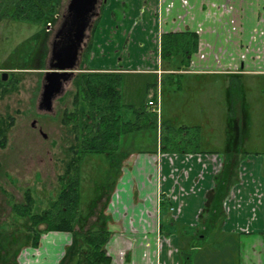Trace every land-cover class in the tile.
<instances>
[{
    "label": "crops",
    "instance_id": "crops-1",
    "mask_svg": "<svg viewBox=\"0 0 264 264\" xmlns=\"http://www.w3.org/2000/svg\"><path fill=\"white\" fill-rule=\"evenodd\" d=\"M115 1L119 3L113 6L123 10L122 18L104 13L87 67L155 75L157 84L149 86L148 92L158 100L160 123L163 117L168 125L173 123L172 110L179 100L170 96L168 103L174 105L165 112L162 82L179 84L183 75H221L225 93L230 74L264 76V0ZM110 29L118 42L109 38ZM172 31L196 32L199 37L187 67L173 69L161 59V33ZM159 128L160 124L158 138ZM249 139L250 131L243 142L247 154L239 161L236 180L214 222H208L211 211L205 207L214 176L223 167L225 141L222 150L200 144L199 153L162 152L158 145L129 152L106 208L110 234L105 249L110 264H180V234L173 231L177 226L185 232L195 229L191 243L196 248L203 238L200 234L213 229L226 234H264V156L259 150H247ZM49 232L38 247L19 253L18 264L60 263L72 235ZM253 238L257 239H248L249 255L244 249L240 253L241 264H264V238ZM184 258L190 262L187 255Z\"/></svg>",
    "mask_w": 264,
    "mask_h": 264
},
{
    "label": "rangeland",
    "instance_id": "rangeland-1",
    "mask_svg": "<svg viewBox=\"0 0 264 264\" xmlns=\"http://www.w3.org/2000/svg\"><path fill=\"white\" fill-rule=\"evenodd\" d=\"M12 1L6 5V16L0 19V68L2 69L0 79L2 71L7 72L4 84L0 85V118H6V115L13 117L6 142L0 147V187L2 189L0 190V227H3L5 231L23 232V227L16 226L22 221L12 216L10 205L15 200H22V195L27 189L36 199L34 209L38 211L48 207L56 198L59 188L58 176L62 173V165L66 159L65 128L61 123L62 113L64 109L72 108L71 101L74 91L72 80L86 69L82 70L80 66L74 77L65 84L64 92L53 100L52 111L39 110L37 104L44 82V71L48 64L50 45L69 0H61L58 11L56 10L54 14L49 9H45L42 19L36 22L9 16L15 4V0ZM105 1L106 4H104ZM114 3L119 2L99 0L96 9L98 15L93 17L91 29L96 19L99 18L101 21L105 18L104 13L114 11L118 19L122 18L123 10L113 6ZM53 17L54 20H52ZM111 17H113L112 13ZM91 29L87 31V43L81 54V62L85 49L91 41ZM45 33L47 37L43 44ZM109 38L115 43L118 42L112 29H110ZM43 45L46 48V57L42 64ZM178 59V57H172L169 60V66L173 69L178 68ZM36 67L42 69L31 70ZM22 68L26 70L10 72L11 69ZM241 81L250 123L248 131L252 135L246 148L251 152L259 150L260 155L264 156V76L248 75L241 77ZM149 82L157 84L156 76L146 72L124 75L121 85L123 104L145 109L148 99L152 98V92L149 94L147 90ZM162 83V104L166 113L174 105L170 106L168 103L170 96L179 99L177 106L175 105L172 110L175 118L172 120L173 126H197L198 130H193V132L197 134L204 148L222 150L227 116V99L223 90L224 78L221 75H183L179 84L171 85L166 81ZM131 107L123 106L119 111L126 120L133 116ZM156 118L160 123L159 112ZM33 120L35 127L31 125ZM165 120L163 117V122H166ZM130 135L131 139L127 142L125 149H122L123 153L113 156L114 162L108 182L113 183L120 166L118 160L127 152L142 148L153 149L159 146L158 126L141 129ZM89 169V166L85 167L86 171ZM86 182L88 184V181ZM38 227L44 229L45 225L41 224ZM194 230L190 227L185 232L178 226L173 229L174 232L180 234L178 235V247L181 251L180 264H241V251L244 249L247 256L250 253L248 239L250 237L251 240L257 239L253 237L258 236L261 239L264 238V234H226L208 229L210 231L200 234L203 238L196 248L191 243ZM45 233L41 234L40 243ZM58 242L54 241V243ZM27 248V246L23 247L21 251ZM46 248L50 252V249ZM37 252L39 253L38 250ZM186 255L190 262L184 258ZM28 256L30 255L27 254ZM47 257L49 258L50 255ZM16 261L18 263V257Z\"/></svg>",
    "mask_w": 264,
    "mask_h": 264
},
{
    "label": "trees",
    "instance_id": "trees-1",
    "mask_svg": "<svg viewBox=\"0 0 264 264\" xmlns=\"http://www.w3.org/2000/svg\"><path fill=\"white\" fill-rule=\"evenodd\" d=\"M60 1L15 0L9 16L40 21L45 9L53 14L57 12ZM10 2L13 1L0 0V19L6 16V5ZM111 13L115 16L114 11ZM98 22L99 18L93 24L91 41L80 65L86 71L80 72L72 80V108L64 109L62 113L66 159L62 165V173L58 176L57 196L48 207L40 211L34 209L36 199L29 189L24 191L21 201L11 203L12 216L22 221L16 226L23 227L24 231L10 232L0 227V264H18L16 258L21 248L38 247L41 234L49 231L70 232L72 235L71 243L65 247L59 264H110L111 258L105 249L110 234V219L106 208L120 175V166L129 152L118 160L120 166L113 183L108 180L111 177L113 156L123 153L122 149H125L131 139L130 134L160 124V151L183 154L202 152L197 134L193 132L198 130L197 126L182 125L175 129L166 122L159 123L157 113L151 111L146 104L145 109L123 104L121 85L124 74L87 67ZM46 37L47 33L43 37V44ZM198 45L199 37L196 32H163L160 36V56L164 61L178 57V67H187L189 57L197 50ZM42 49L43 64L46 57L44 45ZM228 77L225 92V160L221 171L214 176V186L205 207V210L211 211L208 222L218 220L223 210L222 202L229 194L230 185L236 180L239 161L247 154L243 142L247 138L250 123L242 90V75L230 74ZM153 84L155 83L149 82L147 90ZM123 106L132 108V118L126 120L119 113ZM12 123V116L0 118V147L6 142ZM86 166L90 167L89 171L85 170ZM165 204V201H161V206L164 207ZM41 224L45 225L44 229L38 227ZM208 226L209 224L205 228Z\"/></svg>",
    "mask_w": 264,
    "mask_h": 264
},
{
    "label": "water",
    "instance_id": "water-1",
    "mask_svg": "<svg viewBox=\"0 0 264 264\" xmlns=\"http://www.w3.org/2000/svg\"><path fill=\"white\" fill-rule=\"evenodd\" d=\"M99 0H69L65 14L50 45L47 68L39 99V109L52 111L53 100L64 92V86L74 77L86 46ZM2 79H6L3 73ZM45 136V134H43Z\"/></svg>",
    "mask_w": 264,
    "mask_h": 264
},
{
    "label": "flooded vegetation",
    "instance_id": "flooded-vegetation-1",
    "mask_svg": "<svg viewBox=\"0 0 264 264\" xmlns=\"http://www.w3.org/2000/svg\"><path fill=\"white\" fill-rule=\"evenodd\" d=\"M42 51H43V49H42ZM41 56V54L38 56V58ZM40 60V59H39ZM40 63V62H39ZM38 66H39V64H38ZM34 69H37V70H41L42 68H40V67H36V68H31V70H34ZM0 70H2L1 68H0ZM7 70H10V69H7ZM15 70H17V71H24V70H26L25 68H22V69H11V71L10 72H13V71H15ZM3 73H6V77H7V72L6 71H2V74H1V79H0V85H2V84H4V83H2L3 81H5V80H3L2 79V76H3ZM43 85V84H42ZM41 90H42V86H41ZM40 94H41V92H40ZM39 99H40V97H39ZM37 108L39 109V101H38V104H37ZM40 110V109H39ZM7 117H9V115H6V118ZM5 119V118H4ZM35 120V119H34ZM32 121V123H31V125L33 126V127H35V121ZM10 129V128H9ZM9 129H8V131H9ZM39 132L41 133V130H39ZM0 190L2 191V189H1V187H0ZM22 198H23V195H22ZM21 201V200H20ZM15 202H19L18 200H15ZM21 251V250H20ZM20 251L18 252V255H19V253H20ZM17 255V256H18Z\"/></svg>",
    "mask_w": 264,
    "mask_h": 264
},
{
    "label": "built area",
    "instance_id": "built-area-1",
    "mask_svg": "<svg viewBox=\"0 0 264 264\" xmlns=\"http://www.w3.org/2000/svg\"><path fill=\"white\" fill-rule=\"evenodd\" d=\"M147 107L151 110V111H155L158 115V112H159V103H158V100L155 98H149L147 103H146Z\"/></svg>",
    "mask_w": 264,
    "mask_h": 264
}]
</instances>
